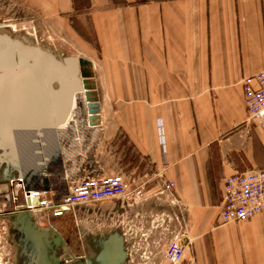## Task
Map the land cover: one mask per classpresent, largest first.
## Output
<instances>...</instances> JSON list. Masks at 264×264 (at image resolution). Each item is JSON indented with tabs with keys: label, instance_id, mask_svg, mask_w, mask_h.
I'll use <instances>...</instances> for the list:
<instances>
[{
	"label": "crops",
	"instance_id": "0c3cea01",
	"mask_svg": "<svg viewBox=\"0 0 264 264\" xmlns=\"http://www.w3.org/2000/svg\"><path fill=\"white\" fill-rule=\"evenodd\" d=\"M0 2L4 17L91 62L98 125L84 131L92 142L85 137L82 149L61 131L59 156L63 167L79 148L73 182L121 173L144 185L142 201L119 209L128 263L137 224L163 253L183 230L189 244L178 264H264V212L218 220L226 177L264 169V130L247 122L242 85L264 69V0ZM12 173L0 157L1 180L21 181Z\"/></svg>",
	"mask_w": 264,
	"mask_h": 264
},
{
	"label": "water",
	"instance_id": "95a60500",
	"mask_svg": "<svg viewBox=\"0 0 264 264\" xmlns=\"http://www.w3.org/2000/svg\"><path fill=\"white\" fill-rule=\"evenodd\" d=\"M25 73L29 74L27 79ZM92 75L91 62L86 59L73 56L57 59L39 47L0 34V157L14 162L11 166L14 173L10 175L13 180L20 179L16 182L24 188L50 189L48 174L50 165L59 158L63 126L75 133V129L91 131L98 125L100 105L90 80ZM19 80L26 82L19 84ZM79 96L86 104H82V109L79 105V115L86 114L84 121L88 124L76 128L68 120ZM82 123L78 121L80 126ZM25 221L34 223L25 212L3 217L5 237H18ZM94 244L99 247L103 264H128L119 230L94 236Z\"/></svg>",
	"mask_w": 264,
	"mask_h": 264
},
{
	"label": "built area",
	"instance_id": "2783aa9c",
	"mask_svg": "<svg viewBox=\"0 0 264 264\" xmlns=\"http://www.w3.org/2000/svg\"><path fill=\"white\" fill-rule=\"evenodd\" d=\"M247 122H255L264 130V69L242 80ZM16 182H9V187ZM22 201L13 190L0 192V220L8 213L37 210L41 221L68 216L76 208L117 199L127 203L142 201L144 185L136 187L121 173L100 178H89L70 183L63 195L42 189L29 190L21 183ZM13 185V186H12ZM166 191L173 188V183L164 182ZM264 212V169H252L226 177L224 181L221 207L218 220L221 224L245 222ZM180 224V219L177 218ZM0 223V244L5 238ZM187 238L181 231L167 246L164 258L170 264H178L188 245Z\"/></svg>",
	"mask_w": 264,
	"mask_h": 264
},
{
	"label": "rangeland",
	"instance_id": "374dc122",
	"mask_svg": "<svg viewBox=\"0 0 264 264\" xmlns=\"http://www.w3.org/2000/svg\"><path fill=\"white\" fill-rule=\"evenodd\" d=\"M1 3V2H0ZM1 6V5H0ZM12 16V15H11ZM11 18V17H10ZM0 24L5 25L6 27H8L9 29H11V31L13 32V37L14 35H16V33L18 32L21 36L27 38L28 42H31V44L34 45H38L39 47L44 49V42H49L52 47L58 52V53H63L64 55L67 56H73V57H77V56H82L78 53L73 54L74 52L71 53H66L63 50H60L57 46L53 44V42H51V39L44 37L42 34H38L37 31H35L32 27H29L27 23H22V22H18V21H14L12 18L9 19L8 17H4V12H2L1 7H0ZM17 33V34H18ZM56 40V39H55ZM57 58V57H56ZM6 66V65H5ZM93 78V75H92ZM91 78V79H92ZM90 79V80H91ZM17 84V82H16ZM76 104V105H75ZM81 106V105H80ZM79 109V104L74 103L73 104V110L75 111V109ZM76 109V110H77ZM81 109V107H80ZM72 110V111H73ZM71 111V112H72ZM73 116V115H72ZM82 115H78L77 118L73 119V122L75 123L76 128H80V127H84V125L86 124L85 121L83 120L84 117H80ZM77 119V122L75 121ZM70 121V120H69ZM79 122H84V124L82 123V125L80 126V124H78ZM67 130V129H66ZM89 133V135H91V131H86L85 128L82 129H75V133H72V131H69L71 133L69 139L71 140L74 136V145H78L80 143L81 148H83V142L86 141V138H88V141H91V137L87 134V136H83L82 139H80L79 135L83 134L84 132ZM74 134V135H73ZM65 135V134H64ZM84 135V134H83ZM86 137V138H85ZM77 139H79L78 141H76ZM86 141V144L88 145L91 144V142ZM79 142V143H77ZM65 143V142H64ZM70 142H68L69 144ZM64 146V145H63ZM67 145H65V147H63L65 154L68 152L67 151ZM73 152L74 154H72L71 156L69 155L68 158L64 159V163H63V167L61 166V158L60 156H58V160L57 163L50 165V172L48 175V178L52 181V183L55 186L54 191L56 192V194L58 195H63L66 192L67 186L70 183H73V178L79 176L81 173L76 171V169H72V163L76 162V160H79L80 158H77V151H80L79 148L73 147ZM72 148L69 147V152ZM85 152V150H84ZM10 160V158H9ZM11 165H15L14 162L12 160H10ZM65 168V169H64ZM70 169V170H69ZM65 171H69L67 173V175L64 176V172ZM71 179V180H69ZM6 186V187H3ZM13 186V185H12ZM0 192L5 193V192H10L13 190L12 187H9V183H6L4 181L1 180V176H0ZM19 200L18 201H22V195L21 192H19ZM122 200H117V199H112V200H107V201H103L101 203L98 204H91V205H86V206H81L78 209L76 208V210L72 213H70L68 216H65L63 218H58V219H50V220H44L41 221L39 219L38 213H36L37 210L29 211L28 215H30L32 217V219L34 220V223L36 225H55L56 227H58V229L60 230L61 234L63 235H67L68 237L70 236V238H72L74 240V242H78L80 243L83 238H87V237H94L100 234H106L108 232L113 231L114 229H117L121 232V234L123 233V231L127 230L129 231V226L126 223V221L124 220V217L122 215H120L122 212H119V209L122 206ZM122 211V210H120ZM21 213V212H20ZM27 213V212H25ZM14 214H18L17 212H15ZM10 215H13L11 213L6 214L4 217H10ZM154 215V214H153ZM152 215V216H153ZM155 216V215H154ZM156 218V216H155ZM157 220V219H154ZM2 222V219L0 220V223ZM139 225H135V227L132 228V233L135 234V240L137 241V245L133 251V262L128 263V264H160L162 260H164L166 262V259L164 258V253H163V249L161 250V248L159 246H157L156 244H151V240L147 239L146 237H142L141 236V232L139 231ZM3 228L5 229V225L3 226ZM3 229V232H5ZM85 236V237H84ZM134 237V236H133ZM11 239V237H10ZM167 237L165 236L166 240ZM9 240V239H8ZM10 241V240H9ZM163 264H170L168 262ZM0 264H7V259H1L0 260ZM36 264H38V260H36Z\"/></svg>",
	"mask_w": 264,
	"mask_h": 264
},
{
	"label": "flooded vegetation",
	"instance_id": "af4514ba",
	"mask_svg": "<svg viewBox=\"0 0 264 264\" xmlns=\"http://www.w3.org/2000/svg\"><path fill=\"white\" fill-rule=\"evenodd\" d=\"M74 240L55 225L25 221L18 237L2 240L0 260L7 259V264H36V260L38 264H103L94 237H82L80 243Z\"/></svg>",
	"mask_w": 264,
	"mask_h": 264
},
{
	"label": "bare ground",
	"instance_id": "6f19581e",
	"mask_svg": "<svg viewBox=\"0 0 264 264\" xmlns=\"http://www.w3.org/2000/svg\"><path fill=\"white\" fill-rule=\"evenodd\" d=\"M13 32L11 31V29H9L8 27H6L5 25H1L0 24V34H7L8 36H10V37H13V34H12ZM18 33V32H17ZM16 33V35H14V37L13 38H15V39H17V40H19V41H21L22 43H24L25 45H27V46H33L32 44H31V42H28L27 40V38H25L24 37V34H23V36H21L19 33L17 34ZM48 41V40H47ZM44 42V49L43 48H41V47H39L38 45H34L33 47H39V49H42L43 51H46V52H48V53H50L51 55H53L55 58L57 57V59H62V58H65V57H69V56H67V55H64L63 53H58L53 47H52V45L49 43V42ZM5 67H9V66H5ZM25 77L24 78H26L27 79V77L29 76V74L28 73H25V75H24ZM19 84L21 83V84H23V82H26V81H23V80H19V81H17ZM81 100L83 101V102H81ZM74 103H77V104H79V105H81L80 107H81V109H82V104H83V106H85L86 104L84 103V100H83V98L82 97H77L76 98V100H75V102ZM76 105V104H75ZM77 109V108H76ZM75 109V111L73 110L71 113H70V116H69V120L71 121H73V119H75V118H77V116L79 115V113L81 112V110L79 111V109H77L76 110ZM78 112V113H77ZM73 115V116H72ZM81 118L83 117V116H80ZM84 117H85V120L87 121V115L86 114H84ZM68 120V121H69ZM84 120V119H83ZM76 122H77V119L75 120ZM87 124H88V122H86ZM66 125L65 126H63L61 129V131L63 132L64 130H66ZM84 132V131H83ZM63 134H64V132H63ZM62 134V135H63ZM83 134H80L79 135V137H80V139H82L83 138ZM84 139V138H83ZM61 140H62V142L65 140H63V138H61ZM77 140H79V139H77ZM61 145V144H60ZM63 145V144H62ZM63 147V146H62ZM10 162V161H9ZM8 164H10V163H8ZM11 165V164H10ZM12 166V165H11ZM47 192H51V190L49 189ZM29 211H27V213H28ZM15 212H13V213H11V214H14ZM17 213H20V211H18ZM4 217V216H3ZM2 219V218H1ZM1 225L3 226V223L1 222Z\"/></svg>",
	"mask_w": 264,
	"mask_h": 264
}]
</instances>
